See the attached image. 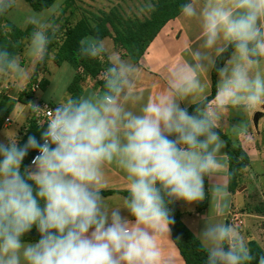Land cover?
Segmentation results:
<instances>
[{
    "label": "clouds",
    "instance_id": "9594fccd",
    "mask_svg": "<svg viewBox=\"0 0 264 264\" xmlns=\"http://www.w3.org/2000/svg\"><path fill=\"white\" fill-rule=\"evenodd\" d=\"M20 6V0H0V17L31 26L24 54L42 63L60 29L61 5L22 16ZM153 8L146 3L141 11ZM180 14L198 31L155 98L145 100L136 91L140 68L114 56L98 90L59 101L61 81H53L57 106L43 108L48 118L40 140L29 136L21 146L12 136L0 143V264H174L161 243L175 223L169 205L199 203L206 195L211 211L196 234L204 264H264V254L254 256L236 227L210 219L230 208L227 184L220 179L231 175L222 171L228 168L222 119L230 110L247 113L264 106V0H187ZM229 50L217 68V59ZM106 51L102 39L89 36L80 41L77 56L96 59ZM212 69L218 75L214 102L205 81ZM62 71L71 66L65 63ZM0 74L27 75L7 45H0ZM185 101L195 106L192 113L181 106ZM29 104L33 112L42 110ZM30 150L38 154L22 173ZM109 165L124 173L127 184L118 206L101 194ZM34 226L39 241L23 242Z\"/></svg>",
    "mask_w": 264,
    "mask_h": 264
},
{
    "label": "crops",
    "instance_id": "0c3cea01",
    "mask_svg": "<svg viewBox=\"0 0 264 264\" xmlns=\"http://www.w3.org/2000/svg\"><path fill=\"white\" fill-rule=\"evenodd\" d=\"M62 15V14H61ZM58 16L56 18V23L61 24V21L65 18ZM8 21V19H7ZM9 22V21H8ZM10 23V22H9ZM11 25L16 28L27 31L28 36L31 31V26L27 28H22L16 24ZM63 25H60V28ZM198 28L194 22L187 21L181 17V14L167 22V24L161 29L158 35L154 38V40L149 44L144 54L139 59L138 63H135L129 56V52L123 47L120 48L121 58L136 64L140 68V72L136 77V91L143 92L145 100L148 98H155L165 87L167 83V75L170 71L171 66H174L177 62L184 59L187 55V49L190 46L191 40H195V34L197 33ZM27 36V37H28ZM112 39V38H110ZM26 40H24L21 51L18 56L20 57L21 65L24 66V50L26 45ZM104 40V39H103ZM193 48L197 47V44L192 45ZM120 46L116 45V49H119ZM101 62H108L110 60L107 57V54L103 55L99 58ZM63 63L61 66H63ZM49 65V63H48ZM60 66V67H61ZM37 67V63H33V68L29 73V80L24 82V78L18 79L14 75H2L0 74V108H2L3 112L6 115L4 126L0 130V143H8L9 137L15 136L18 144L22 141L23 137L26 135L29 124L33 119L32 109L29 103H34L35 101H43L39 100L35 97V92L37 90H45L48 91L53 86V81L55 80L53 76H50V73L47 75L40 74L39 80L36 83L37 89H33V99L28 100L26 96H22L25 91L27 85L29 84L31 77L33 76ZM212 72L213 69L209 72V76H205V81L207 83L206 95L209 97L212 93ZM71 76L67 81L65 86V90L70 97H76L83 94H86L92 90H98L101 87L98 83L90 78L80 79L77 77V73L73 69L70 73ZM47 78V84L45 87L41 86L42 78ZM218 80V76L216 81ZM25 83V84H24ZM35 85V86H36ZM34 86V87H35ZM66 93V94H67ZM204 94H197V96ZM63 97L59 96V101H62ZM215 101V98L212 102ZM24 102V103H23ZM46 102V101H44ZM193 102H197L195 99ZM26 103V105H24ZM50 103H57L55 97H51ZM21 106V107H20ZM182 107L190 108L193 105L189 104L187 101L182 102ZM262 110V111H261ZM230 110L229 113L225 114L222 119L221 127L219 131L225 135L229 140L233 142V144L241 145L245 153L248 155V158L251 162L258 158V154L260 153L262 146L260 145V141L257 138V135L254 133L253 128L249 124V120L251 114H264V106H258L257 109L252 110L250 112L244 113L241 111L239 116L233 115ZM9 119V122H7ZM261 119V118H260ZM258 120V122L260 121ZM239 124L243 123L240 128H235L233 123L237 122ZM19 122L20 124L16 129H12L13 125ZM255 128H258V125H254ZM258 132V131H257ZM260 136L261 134L258 133ZM222 137V136H221ZM222 139H224L222 137ZM225 140V139H224ZM264 140V135H263ZM222 152L226 153V160L228 162V168L222 170L224 172L229 173V157L227 152V143L226 147L222 149ZM2 159V157H0ZM31 165L29 166V168ZM250 167V166H249ZM106 179L108 181L106 187L102 191V195L107 198L110 205L118 206L122 204V199L126 196L127 193V184L124 179V173L117 168L116 166L109 165L106 167ZM220 179L227 184L228 191L230 193V208L223 215L212 214L210 219L215 222L219 220L220 222L230 223V218L235 214L234 205L232 203V198L240 193L241 190H237L235 193H232L229 189V175H223ZM210 181L208 178L205 179V191L207 193L209 188ZM242 186V184H241ZM243 190V189H242ZM209 195H211L209 193ZM177 208L181 213L182 222L185 226L196 236V234L203 229L205 225V217L210 214L211 206H210V197L206 195L204 201L199 203L188 204L182 200L176 201ZM121 214L125 216H129L130 214L126 209H121ZM241 215V214H240ZM242 216V215H241ZM131 218V217H130ZM257 218H262L257 216ZM198 238V237H197ZM251 238H247L249 241ZM165 254L170 255L174 259V264H186L183 257L181 256L179 249L175 245L172 235L170 232V237L165 236L161 241Z\"/></svg>",
    "mask_w": 264,
    "mask_h": 264
},
{
    "label": "trees",
    "instance_id": "16d2710c",
    "mask_svg": "<svg viewBox=\"0 0 264 264\" xmlns=\"http://www.w3.org/2000/svg\"><path fill=\"white\" fill-rule=\"evenodd\" d=\"M29 6L36 11H40L57 0H24ZM187 0H151L154 5L150 11L149 17L140 22L137 26L130 18L125 19L118 8H112L109 12L100 10L98 13L87 11V15H83L76 23L63 25L49 45L48 55L44 62L37 63L36 70L31 77L22 96H26L28 100L33 99V88L39 80L40 74L48 75V63L52 56L53 63L60 67L63 63H68L77 73L80 79L90 78L95 80L102 88L103 86V71L108 66V62H101L99 58H79L77 51L80 46V41L86 37L93 36L99 39L112 38L116 45L125 48L131 59L138 63L141 56L146 51L149 44L158 35L161 29L169 22L180 15V5ZM71 17L74 15L70 14ZM28 32L22 31L7 21V17H0V45H7L9 50L18 55L21 51L24 40L27 38ZM230 51L225 53L223 57L217 59L216 67H222L224 61L230 55ZM217 73L215 69L212 72V93L208 97L210 101L215 98V84ZM48 79L42 78L41 86L45 87ZM194 105L188 108L192 113ZM6 115L0 108V130L4 126ZM46 127H39L36 120L32 119L29 124L28 131L23 137L19 145L26 143L29 136H35L38 140L41 138V133ZM221 136L227 143V152L229 157V189L235 193L241 187V174L250 166V160L241 145L233 144L225 135ZM42 143V140H41ZM37 150H30L25 157L21 171L29 168L33 155ZM171 213L175 219V223L170 226L172 239L179 249L181 256L186 264H204L206 254L202 250L199 239L185 226L182 222L181 213L177 208L176 201L169 205ZM25 243H36L40 239V234L37 228L25 234L22 238ZM249 248L257 258L264 254V245L259 243L249 244ZM252 264H257L254 260Z\"/></svg>",
    "mask_w": 264,
    "mask_h": 264
},
{
    "label": "rangeland",
    "instance_id": "374dc122",
    "mask_svg": "<svg viewBox=\"0 0 264 264\" xmlns=\"http://www.w3.org/2000/svg\"><path fill=\"white\" fill-rule=\"evenodd\" d=\"M61 5V11L58 16L65 18L61 21L60 25H65L66 23L72 24L76 23L83 15H87V11H91L94 13H98V11L103 10L109 12L112 8H118L120 13L124 16L125 19L130 18L137 26L140 25V22L145 20L149 17L150 11L145 9L141 11L146 3H151V0H57ZM20 8L18 10L19 15H23L27 13L30 9H32L28 3L24 0H20ZM152 4V3H151ZM33 10V9H32ZM71 13L72 15L71 17ZM8 21L12 24H16L19 26L18 23H14L11 17H7ZM106 44V54L109 59L114 56L121 57L120 48L116 49V44L113 39L105 38L103 40ZM125 49V48H124ZM49 61L48 69L50 76L52 75L55 80H60V91L59 96L63 97V100L70 97V94L67 93L65 90V86L69 77L71 76V72L73 68L71 67V71L63 72V66L58 67L52 61V56ZM131 58V57H130ZM68 64V63H67ZM70 65V64H69ZM24 66L27 70V75L24 78V82L29 80V73L33 68V63L24 56ZM71 66V65H70ZM44 75V74H43ZM25 84V83H24ZM53 86L48 90H37L35 92V97L39 100H43L50 103L52 95ZM67 93V94H66ZM62 100V101H63ZM24 103V102H23ZM57 104V103H52ZM26 105V103L24 104ZM21 107V106H20ZM262 111V110H261ZM233 115L239 116L241 114L240 110H233L231 111ZM255 114H251L249 124L254 130V133L257 135V138L260 141V145L264 144L263 135H264V116L258 122V128H255ZM20 123L17 122L13 125L12 129H16ZM243 123L239 124L238 121L233 123L235 128H240ZM258 131V132H257ZM258 133L261 135L259 136ZM241 182L242 186L239 190L240 193L235 195L232 198V203L234 205L235 214H237L240 218V222L236 225L232 224L236 227L239 231V234L242 235L245 240L249 239L248 246L251 243H259L262 246L264 245V146L260 153L258 154V158L251 162L250 167H248L242 174H241ZM243 189V190H242ZM234 214V215H235ZM240 214L242 216H240ZM262 218H257V216Z\"/></svg>",
    "mask_w": 264,
    "mask_h": 264
},
{
    "label": "built area",
    "instance_id": "2783aa9c",
    "mask_svg": "<svg viewBox=\"0 0 264 264\" xmlns=\"http://www.w3.org/2000/svg\"><path fill=\"white\" fill-rule=\"evenodd\" d=\"M37 88L38 87L36 85L33 89L35 90ZM33 104L39 105L42 108V110L40 112H33L32 111L33 119L36 120L37 125L39 127H46L47 126L46 122L44 123L43 126H41V123H43L48 118V110L47 109L53 110L57 106V104H52V103L44 102V101H35ZM43 108H47V109H43ZM7 122H9V119H7ZM37 154H38V152L36 151V153L33 155V157ZM238 222H240V218L237 214L233 215L230 218L231 224L236 225Z\"/></svg>",
    "mask_w": 264,
    "mask_h": 264
},
{
    "label": "water",
    "instance_id": "95a60500",
    "mask_svg": "<svg viewBox=\"0 0 264 264\" xmlns=\"http://www.w3.org/2000/svg\"><path fill=\"white\" fill-rule=\"evenodd\" d=\"M264 116V114H261V113H258L255 115V118H254V121H255V124L258 125V120L260 118H262Z\"/></svg>",
    "mask_w": 264,
    "mask_h": 264
}]
</instances>
